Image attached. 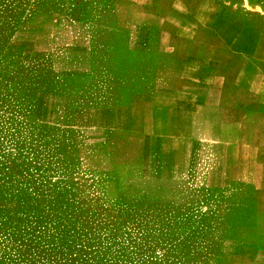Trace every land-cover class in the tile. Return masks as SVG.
I'll return each mask as SVG.
<instances>
[{
  "label": "rangeland",
  "instance_id": "374dc122",
  "mask_svg": "<svg viewBox=\"0 0 264 264\" xmlns=\"http://www.w3.org/2000/svg\"><path fill=\"white\" fill-rule=\"evenodd\" d=\"M79 7L0 0V264H208L254 221L240 216L250 194L206 187L202 159L167 170L100 160L52 71L49 30ZM209 8L244 51L264 38V0Z\"/></svg>",
  "mask_w": 264,
  "mask_h": 264
},
{
  "label": "crops",
  "instance_id": "0c3cea01",
  "mask_svg": "<svg viewBox=\"0 0 264 264\" xmlns=\"http://www.w3.org/2000/svg\"><path fill=\"white\" fill-rule=\"evenodd\" d=\"M209 7L80 0L75 19L49 30L56 97L74 90L75 129L110 168L202 159L206 187L249 193L240 216L254 221L208 264H264V38L244 51L242 33H220Z\"/></svg>",
  "mask_w": 264,
  "mask_h": 264
}]
</instances>
